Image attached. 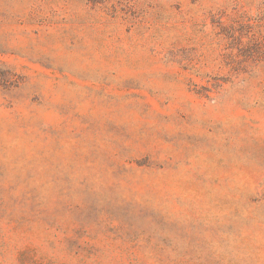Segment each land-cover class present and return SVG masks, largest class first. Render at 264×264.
Masks as SVG:
<instances>
[{"label": "rangeland", "instance_id": "374dc122", "mask_svg": "<svg viewBox=\"0 0 264 264\" xmlns=\"http://www.w3.org/2000/svg\"><path fill=\"white\" fill-rule=\"evenodd\" d=\"M0 264H264V0H0Z\"/></svg>", "mask_w": 264, "mask_h": 264}, {"label": "trees", "instance_id": "16d2710c", "mask_svg": "<svg viewBox=\"0 0 264 264\" xmlns=\"http://www.w3.org/2000/svg\"><path fill=\"white\" fill-rule=\"evenodd\" d=\"M8 74H10V73H8ZM5 78H8L9 79V77H5Z\"/></svg>", "mask_w": 264, "mask_h": 264}]
</instances>
